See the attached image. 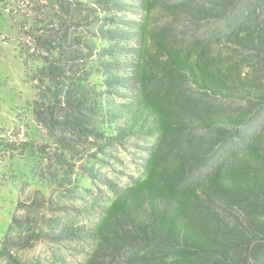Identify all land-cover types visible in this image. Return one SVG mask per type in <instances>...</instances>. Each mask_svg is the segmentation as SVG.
Instances as JSON below:
<instances>
[{"label": "trees", "instance_id": "obj_1", "mask_svg": "<svg viewBox=\"0 0 264 264\" xmlns=\"http://www.w3.org/2000/svg\"><path fill=\"white\" fill-rule=\"evenodd\" d=\"M26 4L18 49L52 145L1 146L32 176L46 162L64 174L28 178L47 193L19 187L0 264H264V140L228 107L239 62L217 70L211 54L224 34L264 70V0ZM117 147L144 152L142 177L95 168ZM82 175L112 198H92Z\"/></svg>", "mask_w": 264, "mask_h": 264}, {"label": "rangeland", "instance_id": "obj_2", "mask_svg": "<svg viewBox=\"0 0 264 264\" xmlns=\"http://www.w3.org/2000/svg\"><path fill=\"white\" fill-rule=\"evenodd\" d=\"M28 1L0 0V241L6 235L15 211L19 187L28 182L27 196L36 191L48 192L39 180H28L32 176L31 164L28 161L20 157L11 158L1 146L12 141L28 140L43 143L48 147L52 145L45 131L34 121L31 107L35 97L34 83L31 80V72L23 65L18 49V41H24L19 31V23L23 20L22 15L26 12ZM163 17V14L154 17L160 27L164 23ZM225 39L226 35L222 34L212 41L211 54L217 70L224 69L234 61L240 64L238 72L241 77L237 79L232 76V98L227 102L228 107L232 113L242 111L247 115L238 126L239 131L246 134L261 133L264 140V70L257 60L246 62L244 58L243 61L237 59L235 51L226 44ZM233 149L236 159L251 158L245 155L238 145H234ZM110 153L111 156L106 158L104 164H95V168L100 169L110 180L123 185L129 176H143L146 158L144 152L133 147H117L111 149ZM263 156L264 153L261 157ZM40 169L42 170H37L36 176L33 174L32 177H55L57 174L61 177L64 174V170L53 162L43 163ZM80 177L82 187L92 192V198H112L101 184H94L88 176ZM85 223L93 225L91 220H86ZM42 249L43 245H39L32 254H37Z\"/></svg>", "mask_w": 264, "mask_h": 264}]
</instances>
